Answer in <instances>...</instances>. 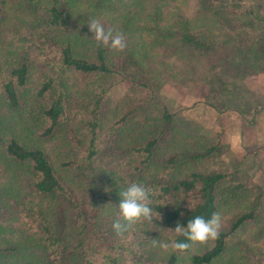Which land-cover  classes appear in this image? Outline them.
Listing matches in <instances>:
<instances>
[{
	"label": "trees",
	"instance_id": "1",
	"mask_svg": "<svg viewBox=\"0 0 264 264\" xmlns=\"http://www.w3.org/2000/svg\"><path fill=\"white\" fill-rule=\"evenodd\" d=\"M171 1L146 0V3L125 0L121 15L113 17V22L120 25L112 29L126 37V48L123 52H110L108 47L96 45L93 40H80L86 38L81 36L80 31H70V25L73 24L72 18L90 20L109 16L116 1L25 0L33 11L44 5L43 44L46 46L49 43L47 46H52L51 49H55L58 55L43 61L44 70L39 77H35L28 54L20 56L15 64L7 45L0 48V264H50L51 258L55 259L54 264H89L68 252L75 250L68 249V245L64 244L56 232L58 227L52 221L59 199L70 200V189L81 185L83 180H90L91 187L93 184L96 187L101 185L103 201L97 202L103 206V214L115 215L114 210H118L121 200L120 193L130 184L138 183L154 190L151 207L161 215L156 224L141 222L132 225L118 242L108 245L107 250L113 252H104L103 264H127L125 259L128 254L129 257L137 255L145 264H264V261H258L262 257L260 249L251 244L257 239L248 236L264 226V205L259 203V209L257 204L256 207L253 204L249 206L255 199L249 198L250 190L240 186L224 188L225 176L220 173L191 171L184 179L166 184H160L151 174L154 171L151 166L156 160V145L161 143L166 127L177 120L174 115L166 110L160 118L147 113L144 118H151L149 122H136L130 117L123 127L112 129L100 111L103 87L97 95L80 94L75 89L77 74L106 77L113 72L114 59L119 55H124L129 62L139 60L145 66L155 59L151 52L156 48L176 50L183 60L188 56V48L196 52L211 47L209 41H195L189 31L190 28L195 30L191 23L196 21L197 25L214 28L222 16L219 9L212 7L209 0H200L199 12L193 21L180 15L176 29L168 23H160L167 19L169 12H162ZM82 3L88 4L93 13H78ZM147 5L152 13L143 17ZM74 9L75 12L72 11ZM251 15L258 23L264 22L258 19L256 13ZM146 24L153 26L154 35H149L152 37L148 43H140L150 30ZM173 31H179L180 36L174 38ZM184 60L190 63L189 58ZM252 60L264 62V52H255L241 59L245 63ZM84 97L90 101L85 102ZM213 108L220 113L231 110L227 107L223 110ZM137 110L138 107H135L131 113ZM238 114L244 115L241 112ZM122 116L125 118L128 114ZM252 121L246 125H251ZM103 131H108V135H118V148L125 151L131 164L140 165L136 166L140 168L137 172L122 174L118 169L102 172L91 166L101 150ZM168 134L171 137L165 141L168 145L163 151L172 156L168 157L164 166L176 165L180 153L177 148L185 145V138H188L174 125ZM53 141L58 142L60 149L68 147L69 155L52 157L45 145ZM209 143L205 151L185 147L186 150L180 153L185 156L184 162L192 167L194 161L213 158L217 144ZM77 174L82 177L79 182ZM233 207L238 208V213L227 229H220L217 239L205 244H192L184 253L164 251L159 247L160 242L171 238L173 234L168 230H174L177 223L186 227L191 218L202 216L207 220L214 213H219L222 218V214ZM25 208L37 216L36 227L31 228L25 223L15 225L19 222L14 221L17 212H24ZM118 218L123 224L122 218ZM179 239L183 240V237ZM79 247L80 244L77 249Z\"/></svg>",
	"mask_w": 264,
	"mask_h": 264
},
{
	"label": "rangeland",
	"instance_id": "2",
	"mask_svg": "<svg viewBox=\"0 0 264 264\" xmlns=\"http://www.w3.org/2000/svg\"><path fill=\"white\" fill-rule=\"evenodd\" d=\"M113 1H116L115 6L113 5L115 8L111 7L114 14L98 18L106 29L120 25L113 22V17L121 15L125 0ZM209 3L218 8L222 16L211 29L208 25H197V21L191 23L195 30L189 27V34L195 41L206 40L212 45L207 50L196 52L188 48V56L185 58H189L190 63H187L184 57L182 60L176 50L165 47L152 51L151 55L155 59L148 61L145 66L139 60L129 62L124 55H119L114 59L113 72L106 77L77 74L74 78L77 83L75 89L80 94L97 95L103 87L100 111L112 129H120L130 117L136 122H149L151 118H144L147 113L160 118L163 110L177 118L172 125L166 127L161 143L155 148L157 161L151 166L152 171L154 170L151 174L156 176V181L160 184L184 179L191 171L202 174L220 173L225 176L222 184L224 188L240 186L250 190L249 198L255 199L249 206L253 204L256 207L257 204L259 209V203L264 205V62L252 60L245 63L241 59L250 57L255 52H264V22L258 23L253 19V14L251 15L256 13L258 19L264 21V0H209ZM42 7L44 5L33 11L25 0H0V48L7 45L13 53L15 64L24 53L28 54L27 59L31 57L35 77H39L44 70L43 61L52 55H58L55 49H51L52 46H47L49 43L46 46L43 44V20L46 16ZM199 8L200 0H173L162 12H169L166 14L167 19L163 16L164 20L160 23H168L177 29L180 15L181 18L191 19L192 22ZM79 9L78 13H93L86 3H82ZM132 10L136 11L135 8ZM72 11L75 12V9ZM148 13H152L149 6L142 14L143 17ZM72 19L70 31L82 32L81 36L86 40H80H93L97 45L89 31V19ZM146 25L150 30L144 34L140 43H148L152 37L149 35H154L153 26ZM173 36L178 38L180 32L173 31ZM109 50L114 52L110 48ZM84 101L88 102L90 99L84 97ZM212 106L219 110L224 107L231 110L220 113ZM135 107H138V110L131 113ZM117 110L120 111L118 115ZM238 112L244 115L241 116ZM126 114L128 116L123 118L122 115ZM251 119L252 124L246 125ZM173 125L188 135L185 145L177 148L178 152H184L188 146L191 150L205 151L211 144L209 142H213L212 144H217L214 157L192 161L191 167L184 162L185 156L178 153L179 161L176 165L164 166L168 157L172 156L165 154L163 148L168 145L166 142L171 137L168 131ZM118 140V135H108V131H103L101 150L91 166L102 172L118 169L122 174H134L140 169L137 168L140 165L131 164L124 154L125 151L118 148ZM45 147L52 157L59 154L61 157L69 155L68 147L60 149L57 141L48 143ZM81 179L80 175L76 178L78 182ZM90 185V180H83L81 185L70 189V200L59 199L52 221L58 227L56 232L64 244L68 245V249L75 250H67L70 254L83 258L89 264H103L104 252H113L107 250V246L118 242L121 236L113 228L114 220L119 219V215L115 216L118 210H114L116 214L113 216L102 213L103 206L97 202L103 201L102 187ZM97 197L99 200L94 201ZM237 211L238 208L233 207L222 214L221 229L228 228ZM36 219L37 216L25 208L24 212H17L14 221L19 222L12 223H25L26 226L30 224L32 228L36 227ZM262 228L264 226L248 236L257 239L251 244L260 249L262 257H259L258 261L263 263ZM128 255L125 259L127 264H145L137 255ZM54 263L55 259L51 258L50 264Z\"/></svg>",
	"mask_w": 264,
	"mask_h": 264
},
{
	"label": "clouds",
	"instance_id": "3",
	"mask_svg": "<svg viewBox=\"0 0 264 264\" xmlns=\"http://www.w3.org/2000/svg\"><path fill=\"white\" fill-rule=\"evenodd\" d=\"M87 24L98 45H103L116 52L124 51L126 42L121 32L114 31L111 27L106 29L105 25L96 18L90 19ZM154 195L153 189L138 183L130 184L120 193L118 215L124 223L122 224L120 219H117L113 224V228L118 234L126 233L132 225L137 223L156 224V221L161 220L160 212H155L151 207ZM220 229L221 217L219 213H214L207 220L202 216H196L189 220L186 227L177 223L174 230H168L173 235L167 242H160L159 247L164 251L184 253L192 244H205L210 240L217 239ZM179 237H183V240Z\"/></svg>",
	"mask_w": 264,
	"mask_h": 264
}]
</instances>
